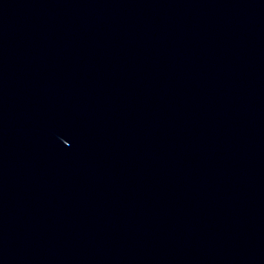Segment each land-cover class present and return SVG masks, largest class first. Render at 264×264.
Segmentation results:
<instances>
[{
	"label": "water",
	"instance_id": "95a60500",
	"mask_svg": "<svg viewBox=\"0 0 264 264\" xmlns=\"http://www.w3.org/2000/svg\"><path fill=\"white\" fill-rule=\"evenodd\" d=\"M0 264H264V0H0Z\"/></svg>",
	"mask_w": 264,
	"mask_h": 264
}]
</instances>
